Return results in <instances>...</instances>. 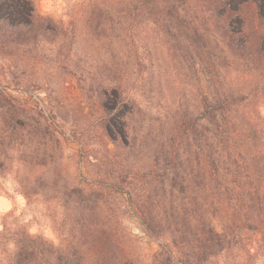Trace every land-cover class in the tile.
Returning <instances> with one entry per match:
<instances>
[{"label":"rangeland","instance_id":"1","mask_svg":"<svg viewBox=\"0 0 264 264\" xmlns=\"http://www.w3.org/2000/svg\"><path fill=\"white\" fill-rule=\"evenodd\" d=\"M81 1H35L42 15L80 25L65 70L0 53V88L19 104L8 110L0 98V229L2 216L12 211L28 230L35 228L30 233L69 248L75 259L89 254L88 264H181L188 244L172 243L168 232L149 235L130 211L128 195L118 190L126 181L143 187L140 144L166 134L176 111L188 112L187 28L172 22L180 34L172 39L150 25L140 32L146 43L119 41L82 29ZM203 1L207 14L215 9L214 0ZM258 110L264 116V100ZM129 129L133 151L124 145ZM182 196L167 193L165 201L186 205L188 195ZM257 237L241 231L233 247L205 264H264Z\"/></svg>","mask_w":264,"mask_h":264},{"label":"trees","instance_id":"2","mask_svg":"<svg viewBox=\"0 0 264 264\" xmlns=\"http://www.w3.org/2000/svg\"><path fill=\"white\" fill-rule=\"evenodd\" d=\"M35 1L0 0V53L55 62L65 70L80 25L42 15ZM199 1L80 2L82 29L131 44L146 43L140 32L150 25L172 39L180 36L172 22L187 28L188 112L176 111V124L166 134H157L149 146L140 144L143 187L126 181L118 190L128 195L130 211L149 235L168 232L172 243L188 244L180 247L181 264H205L233 247L241 231H255L257 249L264 248V116L258 110L264 100V0L237 6L214 0L210 14ZM0 98L8 110L19 105L1 88ZM128 132L124 145L133 151L136 138ZM167 193L188 195L187 204L166 203ZM75 254L30 233L12 211L2 216L0 264H88L89 254Z\"/></svg>","mask_w":264,"mask_h":264},{"label":"clouds","instance_id":"3","mask_svg":"<svg viewBox=\"0 0 264 264\" xmlns=\"http://www.w3.org/2000/svg\"><path fill=\"white\" fill-rule=\"evenodd\" d=\"M5 211H7V208L4 209ZM30 232L35 231V228L29 229ZM9 247H11V245H9Z\"/></svg>","mask_w":264,"mask_h":264}]
</instances>
